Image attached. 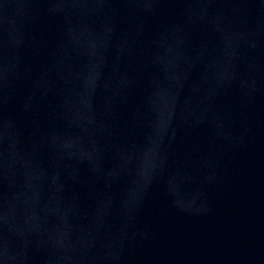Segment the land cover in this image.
Instances as JSON below:
<instances>
[{
  "label": "water",
  "instance_id": "water-1",
  "mask_svg": "<svg viewBox=\"0 0 264 264\" xmlns=\"http://www.w3.org/2000/svg\"><path fill=\"white\" fill-rule=\"evenodd\" d=\"M0 264H264V0H0Z\"/></svg>",
  "mask_w": 264,
  "mask_h": 264
}]
</instances>
